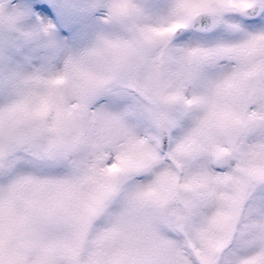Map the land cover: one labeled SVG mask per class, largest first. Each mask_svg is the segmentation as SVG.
Listing matches in <instances>:
<instances>
[{"label":"snow or ice","instance_id":"1","mask_svg":"<svg viewBox=\"0 0 264 264\" xmlns=\"http://www.w3.org/2000/svg\"><path fill=\"white\" fill-rule=\"evenodd\" d=\"M129 116L144 137L97 176L143 171L158 204L186 193L190 234L224 230L192 264H264V0H0V264H79L64 187L34 173L68 129Z\"/></svg>","mask_w":264,"mask_h":264},{"label":"rangeland","instance_id":"2","mask_svg":"<svg viewBox=\"0 0 264 264\" xmlns=\"http://www.w3.org/2000/svg\"><path fill=\"white\" fill-rule=\"evenodd\" d=\"M212 2L222 0H200L205 5ZM129 132L142 139L146 133L143 121L129 116L121 129L94 123L84 132L68 129L65 139L51 146L48 164L35 171L38 180L64 187L59 195L71 214L59 220L62 237L73 242L72 254L79 264H192L193 259L202 260L209 241L222 236L224 230L205 224L200 232L190 234L175 211L186 193L177 191L158 204L139 195L151 182L143 171L97 176L95 163L110 158L113 145L126 146ZM221 192L226 196L228 188ZM28 195L20 196L17 211ZM2 242L14 243L7 231Z\"/></svg>","mask_w":264,"mask_h":264}]
</instances>
